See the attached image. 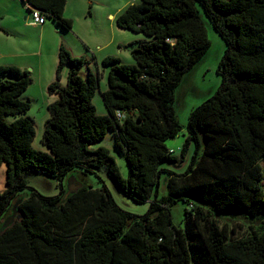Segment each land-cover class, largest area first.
I'll use <instances>...</instances> for the list:
<instances>
[{
    "label": "trees",
    "instance_id": "trees-1",
    "mask_svg": "<svg viewBox=\"0 0 264 264\" xmlns=\"http://www.w3.org/2000/svg\"><path fill=\"white\" fill-rule=\"evenodd\" d=\"M22 1L61 29L73 28L64 15L68 0ZM116 24L148 39L126 45L135 63L103 59L106 90L98 73L81 75L84 56L61 46L57 77L47 88L58 95L47 105L42 141L49 152L33 147L32 100L24 96L30 72L0 65V168L6 165L0 264H264V0H140ZM207 24L225 43L217 66L222 83L192 109L177 156L167 145L182 130L177 90L211 48ZM98 90L105 115L93 103ZM109 130L126 159L127 178L107 148H90ZM79 171L103 185L72 178L70 185L80 186L67 195L63 183ZM103 173L134 202H148L147 211L121 207ZM37 175L58 180L60 193L45 195L30 185ZM163 177L168 194L160 196ZM180 200L190 206L176 225L171 209ZM14 205L16 217L3 229ZM224 213L262 222L236 237L234 228L218 222Z\"/></svg>",
    "mask_w": 264,
    "mask_h": 264
},
{
    "label": "rangeland",
    "instance_id": "rangeland-1",
    "mask_svg": "<svg viewBox=\"0 0 264 264\" xmlns=\"http://www.w3.org/2000/svg\"><path fill=\"white\" fill-rule=\"evenodd\" d=\"M139 1L140 0H69L66 8V14L71 16V19H74V30L83 33L86 39H88V46L92 48V50L89 51L90 53H88L86 47L81 42L75 44V49L85 52L91 58L89 63L82 66L81 75L84 78L87 76L90 67L91 69H93L94 73L98 72L97 64L92 57L93 48H96L98 44L106 45V43L111 39V37H113V35H115V37H117L118 39L124 38L126 40L130 37L133 40H141L145 38L148 39V37L143 33L132 32L117 27L115 20H113V17H110V14H114L115 17L117 15H120L128 5L133 2L138 3ZM0 13V23L5 26L18 27L16 29L17 32H15L14 35H11V37H5L4 35L0 34V51H4L5 53L6 51L10 52L11 50L22 52L21 47H23V44L25 42V48H23L26 53L25 58L28 60L37 61L38 57L30 56L29 53L32 50L37 49V39L39 35L38 30L34 29V27L33 29H23L19 26L20 24L25 23L30 19V12L23 4V1L0 0ZM47 22L51 24L50 20H48ZM207 26L209 39L211 41V48L205 56L204 61L199 63L193 71L187 74V76L185 77L186 80L184 79L185 82L183 81L184 85H181L182 87L177 90V115L181 123L182 130L176 138L167 141L168 147L170 149H173L175 151V155L177 156L181 155L180 149L186 139V124L192 109L202 103L208 96L213 94L222 83V76L217 72V66L220 58L224 53L225 43L209 24H207ZM21 32L23 34H21ZM125 50L126 52H124L123 54L125 58L123 61L129 64L135 63L132 54L130 53L131 50L129 48H126ZM107 51H110V48L107 49ZM100 53L101 55H103V52L101 51L96 52L98 58V54ZM66 66L70 70V66ZM99 67L101 70L99 76L100 79H102L101 89L106 90L108 88L107 81L109 68L105 67L102 62H99ZM67 68H63L61 70V73L65 75L63 85L66 84V75L68 76L67 73H69ZM104 72L106 73V75L103 79L102 76ZM35 86L32 87L30 92L34 95V98H36L31 102V108L28 111V115L32 116L35 120L36 136L33 141V147L41 151L49 152L48 148L43 144L42 141L45 122L49 117L47 104L44 102V97L39 96V90H37V87L35 89ZM47 94L50 97L54 96V98L50 99L49 103L55 101L58 98L57 94H50L49 92H47ZM21 97H23V95ZM93 103L96 107L97 114H107V109L104 105L101 92L99 90L96 92L93 98ZM8 119L11 120L12 117L8 116ZM98 147H105L109 150L110 155L113 157L118 166L121 176L123 178H127L129 175V168L126 159L117 148L113 130H109L103 139L90 146V148L92 149H96ZM186 162H188V160ZM260 163L264 170V159L261 160ZM184 166L177 168V170H182ZM102 177L106 184L109 186L115 200L121 207L135 214H143L147 211L149 207L148 202H134L131 198L125 196L121 191L117 190L104 173L102 174ZM72 178H75L77 182L79 181L80 183L91 185L95 188L101 187V185H103L97 176L87 173L84 174L79 171L77 172V176L73 175L69 179L66 178L63 183L64 188H69L70 179ZM58 183V180L49 178L45 175H37L29 179V184L34 186L45 195H56L60 193L61 188ZM74 185L75 183L71 182L72 188H74ZM5 189L6 165L3 164L0 168V193ZM26 191L29 190L27 189ZM167 194L168 190L166 188L163 177L160 182L159 195L163 196ZM189 202L195 203L196 205L201 206L204 209L212 208L208 203L199 201L197 202L191 198H189ZM189 202L180 200L172 206L171 214L174 224H182L185 218V209L189 208L190 206L188 204ZM216 217L221 226H227L228 230L234 228L236 237L250 234L249 232L252 231V229H256L258 224L262 222V220L252 222L246 219L247 217L243 213H224L221 215H217Z\"/></svg>",
    "mask_w": 264,
    "mask_h": 264
},
{
    "label": "crops",
    "instance_id": "crops-1",
    "mask_svg": "<svg viewBox=\"0 0 264 264\" xmlns=\"http://www.w3.org/2000/svg\"><path fill=\"white\" fill-rule=\"evenodd\" d=\"M68 3H69V0L67 2V5ZM67 5H66V8H67ZM25 6L27 8V5ZM66 8L64 11V15L71 19V16L66 14ZM110 17H113V20H115L116 22V17L114 14H110ZM47 21L43 25H34L32 24V20L29 19L25 23H22L19 25L23 29H33L34 27V29L38 30L39 35L37 39V44H38L37 49H34L29 53L30 56H34V57L37 56L38 57L37 61L28 60L25 58L26 53L23 49L25 48V42H24L23 47H21L22 52H16V51L11 50L10 52L6 51L5 53L4 51H0V65L2 64L3 65H16L20 67L21 69L28 70L33 78V82L26 90L24 96L34 101L36 97L34 98V95L30 91L32 87L36 85L35 89L37 87V90H39L38 92L39 96L44 97V102L48 105V103L50 102V99L54 98V96L50 97L47 94L48 92L47 88L50 83L56 80L57 66L59 64V51H60L61 46L63 45L75 57L84 56L87 60V63L90 62L91 58L85 52L75 49V44L81 42L86 47L88 53H90L89 51L92 50V48L88 46L87 44L88 39H86L84 34L81 32H78L77 30H74V23H73V28L70 31H65L64 29H61L58 25H56L54 21L50 20L51 24L48 23ZM17 28L18 27L16 26H5L2 23H0V34L4 35L5 37H11V35H14L15 32H17L16 31ZM21 34L23 33L21 32ZM130 40H133V39L131 37L127 40L124 38L118 39L117 37H115V35H113V37H111V39L106 43V45L98 44L96 48H93L92 57L95 63L97 64L98 74L101 73L99 62H103V59H105L106 57L116 56L124 60L125 57L123 56V54L124 52H126L125 49L129 48L126 45L131 42H135V40L137 39L133 41H130ZM109 48H110V51H107V49ZM81 49H82V46H81ZM97 51L103 52V55H101V53L98 54L99 58L96 55ZM63 68H67V66L65 65ZM89 69L93 71L91 67ZM81 70H82V67L80 68V73L82 74ZM68 72H69V69H68ZM105 75L106 73L104 72L102 76L103 79L105 78ZM64 76L65 75L61 73L60 80L62 84L65 80ZM67 77L68 76L66 75V78ZM101 84H102V79H101Z\"/></svg>",
    "mask_w": 264,
    "mask_h": 264
},
{
    "label": "built area",
    "instance_id": "built-area-1",
    "mask_svg": "<svg viewBox=\"0 0 264 264\" xmlns=\"http://www.w3.org/2000/svg\"><path fill=\"white\" fill-rule=\"evenodd\" d=\"M30 8V19L32 20V24L34 25H43L47 20L46 16L41 13L38 9L34 7Z\"/></svg>",
    "mask_w": 264,
    "mask_h": 264
},
{
    "label": "water",
    "instance_id": "water-1",
    "mask_svg": "<svg viewBox=\"0 0 264 264\" xmlns=\"http://www.w3.org/2000/svg\"><path fill=\"white\" fill-rule=\"evenodd\" d=\"M80 185L78 186H74V188L71 187V185H69L68 188V192L67 195L71 192V191H75L79 188ZM16 217V205L13 206V213L4 221L2 228H6L8 227L15 219Z\"/></svg>",
    "mask_w": 264,
    "mask_h": 264
},
{
    "label": "clouds",
    "instance_id": "clouds-1",
    "mask_svg": "<svg viewBox=\"0 0 264 264\" xmlns=\"http://www.w3.org/2000/svg\"><path fill=\"white\" fill-rule=\"evenodd\" d=\"M23 4H24V3H23ZM25 5H27V4H25ZM27 10L29 11V6H28V5H27ZM47 20H48V19H47ZM47 20H46V21H47ZM46 21H45V22H46Z\"/></svg>",
    "mask_w": 264,
    "mask_h": 264
},
{
    "label": "flooded vegetation",
    "instance_id": "flooded-vegetation-1",
    "mask_svg": "<svg viewBox=\"0 0 264 264\" xmlns=\"http://www.w3.org/2000/svg\"><path fill=\"white\" fill-rule=\"evenodd\" d=\"M75 186V185H74Z\"/></svg>",
    "mask_w": 264,
    "mask_h": 264
}]
</instances>
